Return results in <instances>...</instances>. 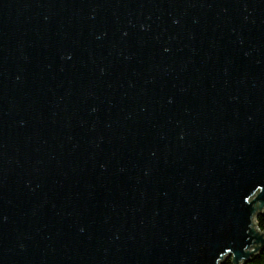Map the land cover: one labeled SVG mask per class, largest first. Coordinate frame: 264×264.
Here are the masks:
<instances>
[{
  "label": "water",
  "instance_id": "1",
  "mask_svg": "<svg viewBox=\"0 0 264 264\" xmlns=\"http://www.w3.org/2000/svg\"><path fill=\"white\" fill-rule=\"evenodd\" d=\"M261 213L264 0H0V264H243Z\"/></svg>",
  "mask_w": 264,
  "mask_h": 264
},
{
  "label": "trees",
  "instance_id": "2",
  "mask_svg": "<svg viewBox=\"0 0 264 264\" xmlns=\"http://www.w3.org/2000/svg\"><path fill=\"white\" fill-rule=\"evenodd\" d=\"M257 228L264 233V213L258 214L256 217ZM221 264H231L230 257L225 259ZM243 264H264V248Z\"/></svg>",
  "mask_w": 264,
  "mask_h": 264
},
{
  "label": "bare ground",
  "instance_id": "3",
  "mask_svg": "<svg viewBox=\"0 0 264 264\" xmlns=\"http://www.w3.org/2000/svg\"><path fill=\"white\" fill-rule=\"evenodd\" d=\"M227 259V258H226Z\"/></svg>",
  "mask_w": 264,
  "mask_h": 264
}]
</instances>
